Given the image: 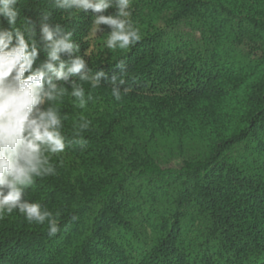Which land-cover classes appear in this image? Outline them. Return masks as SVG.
<instances>
[{
	"label": "trees",
	"instance_id": "trees-1",
	"mask_svg": "<svg viewBox=\"0 0 264 264\" xmlns=\"http://www.w3.org/2000/svg\"><path fill=\"white\" fill-rule=\"evenodd\" d=\"M17 7L15 27L36 21L38 41L42 12L72 32L93 73L119 76L124 59L131 91L117 101L110 80L71 78L93 97L81 109L65 85L62 133L72 140L84 116L86 146L53 156L55 175L24 195L58 212L60 231L14 210L0 219V264H264V0H131L141 40L125 50L106 48L108 26L90 48L91 10Z\"/></svg>",
	"mask_w": 264,
	"mask_h": 264
},
{
	"label": "clouds",
	"instance_id": "clouds-1",
	"mask_svg": "<svg viewBox=\"0 0 264 264\" xmlns=\"http://www.w3.org/2000/svg\"><path fill=\"white\" fill-rule=\"evenodd\" d=\"M57 9L76 10V13L91 10L95 15L94 34L100 25L111 31L105 46L109 50L129 49L141 40L138 28L131 21V0H53ZM18 0H0V16L4 17L9 29H0V219L14 210L29 222H47L49 237L59 231L58 212L43 209L40 203L24 199L25 190L32 186L35 178L55 175V166L50 162L53 156L63 153L72 144L83 148L86 140L81 136L90 127L84 116L73 126V139L66 140L63 118L57 101L68 94L78 101L77 107L84 109L90 100L86 97L83 84L88 82L93 89L101 86V79L110 80L112 95L119 101L131 91L127 85V63L116 62L120 75L114 72L110 77L103 70L94 73L83 56L77 55L80 44L72 39V32L62 30L60 24H50L51 14L42 12L39 24V41L36 37V21L27 20L21 30L15 27L20 15ZM116 8L115 15H103L108 8ZM72 18L71 16L69 17ZM43 51L46 59L33 67ZM64 54L68 58L61 59ZM77 217L72 216L75 221Z\"/></svg>",
	"mask_w": 264,
	"mask_h": 264
},
{
	"label": "rangeland",
	"instance_id": "rangeland-1",
	"mask_svg": "<svg viewBox=\"0 0 264 264\" xmlns=\"http://www.w3.org/2000/svg\"><path fill=\"white\" fill-rule=\"evenodd\" d=\"M132 8V7H131ZM116 8L113 6L112 9L108 8L107 10H115ZM116 14V11H106L103 15H115ZM94 25H93V28L92 26L90 28H86L84 33L87 34L86 35V39L87 41H89V44H90V48L91 49H94V47H97V45L95 46V43L97 42V39H95L97 36L98 33H100L101 31L104 32V30L106 29V25H100V31H98L96 34H94ZM89 38V39H88ZM91 38V39H90ZM99 45V43H98ZM88 54L90 53V49H87L85 54Z\"/></svg>",
	"mask_w": 264,
	"mask_h": 264
}]
</instances>
